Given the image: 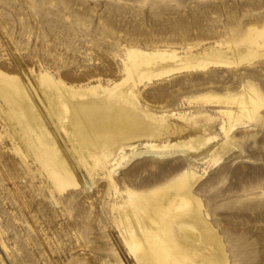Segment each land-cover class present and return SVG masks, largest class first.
Returning <instances> with one entry per match:
<instances>
[{"label":"rangeland","instance_id":"rangeland-1","mask_svg":"<svg viewBox=\"0 0 264 264\" xmlns=\"http://www.w3.org/2000/svg\"><path fill=\"white\" fill-rule=\"evenodd\" d=\"M262 27L264 0H0V73L33 98L61 153L53 169L71 174L78 186L57 193L27 150L18 113L11 117L0 94V264H137L117 222L126 196L114 188L146 189L161 182L154 177L168 178L188 164L199 173L207 168L195 191L227 263L264 264V56L244 55L248 29ZM131 49L175 51L187 64L221 51L231 63L139 85L140 106L170 125L168 146L214 136L218 147L226 140L217 114L222 108L194 101L205 93L253 86L263 97L258 118H241L216 164L196 162L209 153L187 162L146 155L124 164L112 187L104 171L79 162L57 129L43 103L41 78L107 90L123 81ZM233 49L242 53L237 63ZM175 66L167 60L151 69L155 74Z\"/></svg>","mask_w":264,"mask_h":264},{"label":"bare ground","instance_id":"bare-ground-1","mask_svg":"<svg viewBox=\"0 0 264 264\" xmlns=\"http://www.w3.org/2000/svg\"><path fill=\"white\" fill-rule=\"evenodd\" d=\"M248 31L244 55L264 56V27L249 28ZM230 54L237 63L242 53L233 49ZM223 58L226 53L217 51L213 57H195L193 64H187L175 51L131 49L127 52L129 63L124 64L125 75L121 83L102 91L96 87L85 90L42 77L43 103L79 162L104 171L112 187L113 177L124 164L146 155L153 160L176 157L175 162H187L190 156L209 153V159L196 158V162L216 164L229 146L228 133L241 118H258L259 102L263 101L258 89L248 86L235 94L205 93L194 98L204 107L222 108L217 114L221 119L220 131L226 140L216 147L214 136L168 146V121L156 118L140 106L137 88L182 70L231 65ZM167 60L175 62V68L154 74L151 68ZM144 66L147 67L145 71ZM10 80L14 79H6L0 73V83L9 82L0 86L1 99L11 105V117L12 113H18L15 122L22 126L28 152L48 174L57 193L76 187L71 174L59 175L53 169L61 156L57 142L30 94ZM233 107H236L235 111ZM153 142L164 145H153ZM137 143L144 151L136 150L134 144ZM206 170L204 167L199 173L188 164L168 178L163 179L164 175L154 177L153 182H161L146 189L117 191L114 188L115 195L126 196L116 210L117 222L124 244L137 264H228L221 237L207 221L203 201L195 191Z\"/></svg>","mask_w":264,"mask_h":264}]
</instances>
